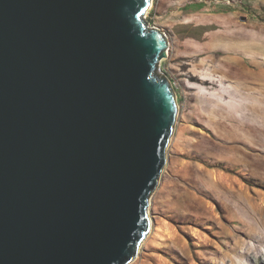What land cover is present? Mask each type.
<instances>
[{
	"label": "water",
	"instance_id": "water-1",
	"mask_svg": "<svg viewBox=\"0 0 264 264\" xmlns=\"http://www.w3.org/2000/svg\"><path fill=\"white\" fill-rule=\"evenodd\" d=\"M150 4L0 0V264L136 257L177 113Z\"/></svg>",
	"mask_w": 264,
	"mask_h": 264
},
{
	"label": "rangeland",
	"instance_id": "rangeland-1",
	"mask_svg": "<svg viewBox=\"0 0 264 264\" xmlns=\"http://www.w3.org/2000/svg\"><path fill=\"white\" fill-rule=\"evenodd\" d=\"M145 20L167 38L158 69L177 113L149 232L128 264H264V190L242 176L264 183V81L242 94L256 116L241 120L237 104L239 83L264 75V0H151ZM207 154L239 173L205 165Z\"/></svg>",
	"mask_w": 264,
	"mask_h": 264
},
{
	"label": "trees",
	"instance_id": "trees-1",
	"mask_svg": "<svg viewBox=\"0 0 264 264\" xmlns=\"http://www.w3.org/2000/svg\"><path fill=\"white\" fill-rule=\"evenodd\" d=\"M197 7H198L197 9H199L201 6L200 7L197 6ZM185 9H187V8H185ZM224 10H226V8H217L216 11H224ZM217 55H218V52H217ZM229 72L231 73V71H229ZM246 75H245V77H250V75L248 73H246ZM256 75H257L256 77H253L249 81L246 79V82L248 84H246L245 81H242V82L239 83V90H240L239 96L243 99V102L242 103L241 102L240 103H237L240 106L241 120H245L246 121L247 118H250L251 119L252 117L256 116L254 114V111L252 112V114H249V112L246 113L245 110L242 111V108H245V107L248 106V104L246 102L247 99H245L242 94L245 93V92H254L255 93V91H257L259 89V85L258 84L260 82H263L264 81V75H261L259 73H257ZM249 82L252 85H250ZM219 120H223L224 125H227V123H226V120H227L226 119V115H225L224 112H222V110H221V113L219 115ZM204 161H205V165H207V166H210V165L213 166V169L214 170L221 169V170H223V171L225 170L227 172H229V171L238 172V170H236L237 165L234 164V162H232L231 160H228L226 158H217L213 154H207V157H206V159ZM249 174L250 175H256V176H258V174L255 173V172H252V173H249ZM242 176L244 177L245 180H247L248 182L252 183V185L254 184L257 187H259V188H261V189L264 190V183H263V181L259 180L257 177H255V176L250 177L249 176V178H248V176L243 175V174H242ZM188 237H190V236L188 235ZM170 250H172V251L174 250L176 252V254L179 256V253L175 249L170 248ZM184 261H186V260L184 259Z\"/></svg>",
	"mask_w": 264,
	"mask_h": 264
}]
</instances>
